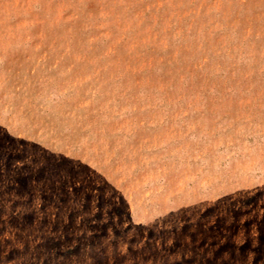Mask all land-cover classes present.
Returning a JSON list of instances; mask_svg holds the SVG:
<instances>
[{
    "label": "rangeland",
    "instance_id": "1",
    "mask_svg": "<svg viewBox=\"0 0 264 264\" xmlns=\"http://www.w3.org/2000/svg\"><path fill=\"white\" fill-rule=\"evenodd\" d=\"M0 264H264V0H0Z\"/></svg>",
    "mask_w": 264,
    "mask_h": 264
}]
</instances>
